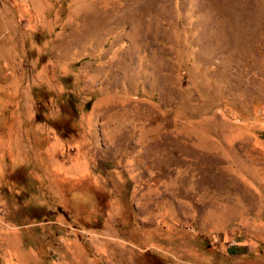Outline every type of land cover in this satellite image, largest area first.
<instances>
[{
  "label": "rangeland",
  "instance_id": "rangeland-1",
  "mask_svg": "<svg viewBox=\"0 0 264 264\" xmlns=\"http://www.w3.org/2000/svg\"><path fill=\"white\" fill-rule=\"evenodd\" d=\"M0 264H264V0H0Z\"/></svg>",
  "mask_w": 264,
  "mask_h": 264
},
{
  "label": "clouds",
  "instance_id": "clouds-1",
  "mask_svg": "<svg viewBox=\"0 0 264 264\" xmlns=\"http://www.w3.org/2000/svg\"><path fill=\"white\" fill-rule=\"evenodd\" d=\"M244 2L246 3V0H244Z\"/></svg>",
  "mask_w": 264,
  "mask_h": 264
}]
</instances>
